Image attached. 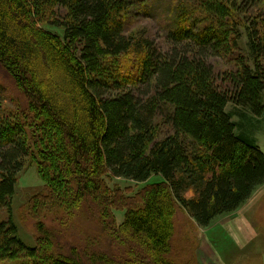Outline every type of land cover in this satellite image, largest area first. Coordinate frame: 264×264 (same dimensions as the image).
Wrapping results in <instances>:
<instances>
[{"label":"trees","instance_id":"obj_1","mask_svg":"<svg viewBox=\"0 0 264 264\" xmlns=\"http://www.w3.org/2000/svg\"><path fill=\"white\" fill-rule=\"evenodd\" d=\"M144 1L0 0V68L17 91L0 106V264H181L176 206L207 228L264 186L255 126L227 110L264 115V0H177L162 46L124 33ZM26 160L42 182L25 204L33 246L12 216ZM114 178L148 184L129 197ZM76 211L101 230L92 247L103 236L117 253L67 248L43 222Z\"/></svg>","mask_w":264,"mask_h":264},{"label":"rangeland","instance_id":"obj_2","mask_svg":"<svg viewBox=\"0 0 264 264\" xmlns=\"http://www.w3.org/2000/svg\"><path fill=\"white\" fill-rule=\"evenodd\" d=\"M176 2L177 0H145L140 3L143 6H134L127 14L124 33L145 36L151 38L158 46L165 45V36L173 28ZM43 28L49 32L60 33V30L51 29L48 25ZM134 62L135 60L128 59L121 61V64L130 71L136 67ZM213 63L219 75L230 70V66L222 60L216 59ZM16 94L13 82L0 68V106L13 109V97ZM227 110L232 114L234 122L241 124L242 118L246 116L255 126L253 135L264 154V115L254 118L232 105H229ZM166 133L164 129L163 134ZM159 179V176H152L149 183ZM147 184H137L121 178L108 181L111 188L118 187L129 197H134ZM41 187L42 182L36 165L26 160L15 186L12 216L20 239L28 246L34 245L36 231L33 219L25 210V204L27 198ZM251 198L237 211L215 219L207 228L198 227L183 209L176 206L171 251L173 261L181 264H264V186L258 188ZM123 215L124 211L116 212L118 224L122 222ZM43 222L50 229L61 233V241L66 243L67 248H95L101 252L108 250L117 253V245H110L103 236H100L97 245L92 247L90 238L95 233H101V230L97 223L82 211H76L70 217L48 214L44 216Z\"/></svg>","mask_w":264,"mask_h":264},{"label":"crops","instance_id":"obj_3","mask_svg":"<svg viewBox=\"0 0 264 264\" xmlns=\"http://www.w3.org/2000/svg\"><path fill=\"white\" fill-rule=\"evenodd\" d=\"M252 198L249 199V201L251 200ZM254 200V199H253ZM242 211V210H241Z\"/></svg>","mask_w":264,"mask_h":264}]
</instances>
